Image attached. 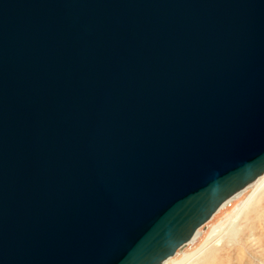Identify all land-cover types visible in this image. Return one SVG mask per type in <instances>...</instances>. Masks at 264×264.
<instances>
[{
	"label": "water",
	"instance_id": "1",
	"mask_svg": "<svg viewBox=\"0 0 264 264\" xmlns=\"http://www.w3.org/2000/svg\"><path fill=\"white\" fill-rule=\"evenodd\" d=\"M264 175V0H0V264H164Z\"/></svg>",
	"mask_w": 264,
	"mask_h": 264
},
{
	"label": "rangeland",
	"instance_id": "2",
	"mask_svg": "<svg viewBox=\"0 0 264 264\" xmlns=\"http://www.w3.org/2000/svg\"><path fill=\"white\" fill-rule=\"evenodd\" d=\"M255 188L251 184L215 214L201 228L197 241L179 251L168 264L181 262L185 257L191 258L183 264H264V191L259 201L242 209Z\"/></svg>",
	"mask_w": 264,
	"mask_h": 264
},
{
	"label": "bare ground",
	"instance_id": "3",
	"mask_svg": "<svg viewBox=\"0 0 264 264\" xmlns=\"http://www.w3.org/2000/svg\"><path fill=\"white\" fill-rule=\"evenodd\" d=\"M253 184V183H252ZM251 185V184H250ZM249 185V186H250ZM254 185H255V190L253 191V193L249 196V198L247 199L245 205H244V208L242 209H249L257 200L258 198L260 197L261 193H263L264 191V175L259 177L255 182H254ZM247 186V187H249ZM247 187L245 189H247ZM244 189V190H245ZM244 190H242L240 193H238L237 195H235L233 198H231L229 201H227L220 209L219 211H221V209H224L226 206H228V204H230L231 202H233L234 200H236L243 192ZM259 201V200H258ZM218 211V212H219ZM242 211V210H241ZM217 212V213H218ZM216 213V214H217ZM215 216V215H214ZM213 216V217H214ZM212 217V219H213ZM200 231L201 229H199L196 234L194 235L193 239L186 245V246H189L190 244L194 243L195 241H197L198 237L200 236ZM216 231V230H215ZM212 238V236L210 237ZM210 240V239H209ZM208 240V241H209ZM205 247V246H204ZM203 249V248H202ZM201 250V249H200ZM181 251V250H180ZM179 253V251L177 252V254ZM202 255V254H201ZM176 256V255H175ZM174 256V257H175ZM188 256V255H187ZM193 257V256H192ZM173 258V257H172ZM191 257H185L184 260H182L181 262H176L175 264H183L185 263V261H189ZM171 260V258L169 260H167L164 264H168V262ZM190 263V262H189Z\"/></svg>",
	"mask_w": 264,
	"mask_h": 264
}]
</instances>
